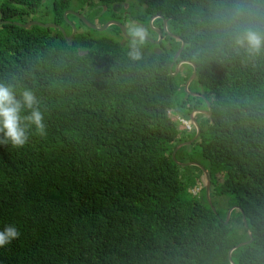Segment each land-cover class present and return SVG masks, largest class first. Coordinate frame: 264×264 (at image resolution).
<instances>
[{"label":"trees","instance_id":"trees-1","mask_svg":"<svg viewBox=\"0 0 264 264\" xmlns=\"http://www.w3.org/2000/svg\"><path fill=\"white\" fill-rule=\"evenodd\" d=\"M210 3L0 0V19L11 20L0 23V77L34 88L45 123L22 148L0 144V225L20 232L0 247V264H264V65L193 59ZM67 10L98 26L133 19L148 35L153 15L166 18L185 42L182 68L196 69L188 91L190 75L171 74L180 41L161 18L162 40H146L135 62L118 26L96 30ZM31 19L75 33L13 23ZM195 110L193 139L177 118ZM195 162L214 210L205 187L190 191L202 175Z\"/></svg>","mask_w":264,"mask_h":264},{"label":"clouds","instance_id":"clouds-1","mask_svg":"<svg viewBox=\"0 0 264 264\" xmlns=\"http://www.w3.org/2000/svg\"><path fill=\"white\" fill-rule=\"evenodd\" d=\"M78 13L83 15L82 12ZM197 20L198 26L193 33L196 39L193 41L191 52L193 59L199 65L206 66L213 61L221 64L238 62L245 67L256 66L257 64L264 65V0H211L206 11L198 13ZM152 27H158L160 34L155 32ZM157 27L152 22L151 29L157 36L151 37V34L148 35V30L144 24L133 19L127 21L129 40L126 55L130 61L140 62L144 59L146 40L155 43L162 40V29L159 26ZM162 28L169 36L175 35L183 40L179 35L168 31L167 22L165 29L162 22ZM173 38L178 40L175 37ZM181 51L175 59L173 58L176 64L171 69L172 72L180 63L177 73L175 75L174 72L172 73L173 76L182 72L180 71L182 65L189 64L187 59L179 57ZM190 83L187 86V91ZM197 112H201V110ZM197 112L193 111L190 115H193L194 118ZM178 119L180 122L189 121V124L185 127L187 129L198 126L195 118V122H193L190 120V116L188 119ZM33 134L45 135L44 113L41 111V101L36 91L32 87L22 85L21 79L17 75H12L7 79L0 77V144L22 148L29 142V138ZM177 150H173L175 155ZM173 159H175V156ZM194 164L201 168V177L204 176V171L207 173L201 165L196 162ZM205 183L206 178L204 185L198 192L205 187ZM194 187L190 191L197 194L198 192L193 190ZM19 234V228L15 222H5L0 225V247L9 245Z\"/></svg>","mask_w":264,"mask_h":264},{"label":"water","instance_id":"water-1","mask_svg":"<svg viewBox=\"0 0 264 264\" xmlns=\"http://www.w3.org/2000/svg\"><path fill=\"white\" fill-rule=\"evenodd\" d=\"M104 9H105V7H104ZM67 13L75 14L77 17L81 18L82 21H83L86 25H88L89 27H91V28H93V29H96V30H103V29H105L108 25H116V26H118V27L120 28L121 33H122L125 37L129 38V35H128L127 32H126V27H125V25L122 24L121 22H119L118 20L110 19V20H108L105 24H103V25H101V26H98V25H96V24L91 23L89 20H87V19H86L81 13H78V12H75V11H72V10H68V11L64 12V16H65ZM155 18H161V19H162L163 27H164V29H165V25H166V22H167V21H166V19H164L160 14L153 15V16L149 19V25H150V27H151V24H152V22H153V20H154ZM0 23H11V20H1V19H0ZM13 23H15V24H17V25H20V26H22V27H25V28H28L30 25H34V24H35V25H39V26H44V27H58V28L61 29L63 35H64L67 39H71V37H72L73 34L75 33V27H74L73 25H72L73 30H72L71 34L68 35V36H66V33H65V31L61 28V26L56 25V24L53 23V22H40V21H38V20L31 19V20H28V21H26V22H24V23H19V22H13ZM152 29H153L155 32H157L158 34H160V30H159L158 28H154V27H152ZM171 36H173V37H175L176 39L180 40V47H179V49L177 50V52H176V53L174 54V56H173V58L175 59L176 56L178 55V53L182 50L183 45H184V41L181 40L178 36H175V35H171ZM146 39L149 40V38H147V37H146ZM181 62H182V63H187L186 61H181ZM179 64H180V63H179ZM179 64H178V65L176 66V68H175V71H174V73H173L174 75L177 73V70H178ZM195 74H196V69L193 68V72H192L190 78H189V79L187 80V82L185 83V87H184V88L186 89V91H187V86H188V84H189V83L191 82V80L195 77ZM197 111H198V110H195V112H197ZM205 112H206L207 114H210V110H206ZM190 120H192L193 122H195V120H194V118H193V115H190ZM195 128H196V133H195V136L193 137V139H195V138L198 136V134H199V127L196 126ZM193 139H192V140H193ZM190 142H191V140L179 143V144L176 146L175 151H176L177 149H179L182 145H184V144H188V143H190ZM175 151H174L173 154H172V157H173V158H174V156H175ZM203 174H204V176H205V178H206V183H205V194H206V198H207V200H208V202H209L211 208L214 210V207H213V205H212V202H211V200H210V195H209V185H210V183H209L208 175H207V173H206L205 171H204ZM233 208H235V207L233 206V207H231V208L227 211L225 223H226L227 219L229 218V215H230V213H231V211H232ZM243 220H244V218H243ZM248 234H249V236L251 237V232H248ZM239 245H240V243L237 244V245H235L233 248H236V247H238ZM230 264H234V262L232 261V259H230Z\"/></svg>","mask_w":264,"mask_h":264},{"label":"rangeland","instance_id":"rangeland-1","mask_svg":"<svg viewBox=\"0 0 264 264\" xmlns=\"http://www.w3.org/2000/svg\"><path fill=\"white\" fill-rule=\"evenodd\" d=\"M126 4H123L122 6H119L118 8H114V12L116 13V14H118L119 13V11H120V9H122L124 6H125ZM93 20L95 21V22H99V20L97 19V18H93ZM110 20V19H109ZM108 20H106V21H103V22H101V24L103 25V24H105L106 22H107ZM100 24V25H101ZM99 25V26H100ZM111 26L112 25H108L106 28L107 29H109V28H111ZM125 26L127 27V23L125 24ZM155 27H157V26H155ZM105 28V29H106ZM158 28V27H157ZM105 29H103V30H105ZM103 30H101V31H103ZM127 34H128V32H127ZM151 37H156L157 36V34L155 33V32H153L152 30H151V35H150ZM170 41H167V39H165V43H169ZM185 71V73L186 74H189V75H191V72L189 71V70H187L186 68H180V71ZM175 71V70H174ZM173 71V72H174ZM173 72H171V74L173 73ZM189 93H191V91L189 90ZM178 119V118H177ZM179 120V119H178ZM189 124V121H184V122H181V127H186L187 125ZM204 182H205V178H204V176H202L201 177V180L197 183V185L194 187V191L196 192H198L199 190H200V188L204 185ZM193 191V192H194ZM221 203L223 204V201H221ZM233 207V206H232ZM230 209V208H229ZM242 219H243V217H242ZM225 220H226V215H225V219L223 220V223H225Z\"/></svg>","mask_w":264,"mask_h":264},{"label":"flooded vegetation","instance_id":"flooded-vegetation-1","mask_svg":"<svg viewBox=\"0 0 264 264\" xmlns=\"http://www.w3.org/2000/svg\"><path fill=\"white\" fill-rule=\"evenodd\" d=\"M183 66V65H182Z\"/></svg>","mask_w":264,"mask_h":264}]
</instances>
